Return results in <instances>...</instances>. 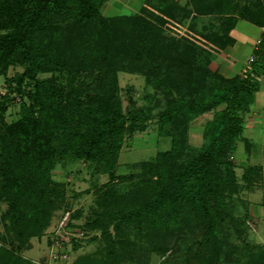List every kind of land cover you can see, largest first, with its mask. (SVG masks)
<instances>
[{"label": "trees", "instance_id": "obj_1", "mask_svg": "<svg viewBox=\"0 0 264 264\" xmlns=\"http://www.w3.org/2000/svg\"><path fill=\"white\" fill-rule=\"evenodd\" d=\"M105 1L0 0V29L10 30L0 37V63L24 66L13 78L15 90L22 96L17 120L7 121L5 111L11 99L9 95L0 97V201L8 204L0 216L4 228L3 233L0 231V240L10 241V247L0 245V264H27L22 250L52 224L54 212L60 208L58 202L63 193L52 195L41 186L37 189L35 174L23 163L30 157L26 150L29 145L38 148L47 144L46 149H51L49 141L58 137L65 155L73 154L76 158L95 162L99 159L109 161L120 151L125 134L135 129L144 130L152 117H155L158 130L171 140L170 149L161 153L170 165H164L163 161L162 165L155 163L160 174L148 199L146 197L126 211L107 212L108 224L88 219L84 222L85 228L101 229V238L111 250L116 249L114 235L119 236L117 232L124 226L127 232L134 223L142 227H147L148 223L151 231L156 230L153 233L159 235V230L164 234L171 226L179 225L183 229L191 222L189 231L201 237L194 239L187 246L188 250L191 251L193 245L211 244L215 250L203 264H235L222 253L224 243L218 230L220 233V225L227 221L236 226L239 220L242 231L246 223L234 214L236 204L234 211L229 213L227 203L234 205L233 194L257 186L251 174H244L245 184L237 180L235 161L229 156L236 150L245 127V115L254 100L257 84L253 78L260 68L264 72V19L254 22L262 28L260 42L253 51L255 60L245 68L243 75L226 77L206 67L202 73L205 77L199 80L200 71L196 70L184 87L170 91L166 86L165 93L170 96L166 97L165 108L161 106L158 112L147 111L143 107H133L136 103L130 96L127 106H123L119 95V70L131 71V67L134 73L146 77L147 84H153L158 66L152 65L151 55L183 54L178 46L164 52L159 43L151 44L153 41L144 31L143 37L138 35L139 27L144 24L140 21L143 20L141 12L147 9L145 6L141 7V12L107 16L101 12V4ZM75 8L80 14V19L74 21L75 27L82 29L91 18L99 25L93 33L91 30L89 40L75 43L71 50L56 51L52 42L56 29L51 19L56 14L63 16L69 11L71 14ZM39 36L44 37L42 42L36 39ZM135 37H139L138 40ZM56 40L59 39L56 37ZM116 43L118 50L114 49ZM119 53L122 56L114 59L111 65L127 64L128 69H108L109 55ZM68 55L73 56L67 58ZM42 71L57 73L54 77L39 79ZM27 79L34 81L33 90L24 88ZM124 90L126 94L134 92L129 87ZM146 97L150 103L156 99L148 89ZM160 105L158 102L157 106ZM221 105L223 107L218 108ZM210 111H214V117L204 126V146L196 154L187 155L191 147L187 125L192 118ZM183 152L185 157L180 159ZM29 160L33 164L34 158ZM255 168L252 171L256 173L261 170ZM80 213L79 210L73 212L71 218H78ZM112 222L114 226L109 229ZM123 223L127 224L122 228ZM155 223L156 228L152 226ZM189 231L185 233L188 235ZM154 246L156 251H164L163 241L155 242ZM260 246L263 247L260 252L244 264H264V246ZM101 255L100 260L90 255L82 257L76 264H121L120 258L111 251ZM184 262L191 264L189 257Z\"/></svg>", "mask_w": 264, "mask_h": 264}, {"label": "rangeland", "instance_id": "obj_2", "mask_svg": "<svg viewBox=\"0 0 264 264\" xmlns=\"http://www.w3.org/2000/svg\"><path fill=\"white\" fill-rule=\"evenodd\" d=\"M112 3H109L110 7L107 6V0L101 4L103 15L135 13L130 8L129 11L123 8L124 12H119L112 7L114 5ZM143 6L147 9L142 12L139 9L143 19L140 22L144 24L139 27L138 35L144 36L148 33L149 39L153 41L151 44L159 43L160 49L164 52H170L178 46L183 55H151L153 58L151 64L154 67L158 66L157 70L155 69L157 77L153 84H147L146 77L141 73H134L135 70L131 67V71L119 70L118 79L121 87L119 95L123 99V106H127L132 98L136 103L133 107H143L147 111L154 109L158 112L161 106L166 107L168 101L166 97L170 96L169 93H165L166 86L170 91L184 87L196 70L200 71L197 78L201 80L205 77L202 73L206 67L210 71L232 77L235 75V68L231 65L235 63L238 68L241 67L239 74L243 75L245 67L252 61L250 56L255 55L252 54L253 47L257 44L259 46L260 27L254 22L264 19V0H144ZM73 10L72 15L69 11L64 12L63 16L56 14L51 19L56 29L55 37L52 38L56 51L66 48L71 50L75 43L89 40L91 30L93 33L99 25L97 20L91 18L86 22V28L75 27L74 21L80 19V14L76 8ZM236 19L238 20L235 24ZM9 31L0 29V37ZM238 37L243 40L242 44L236 43L239 41ZM138 38L135 37V40ZM36 39L42 42L44 37L39 36ZM235 43L239 45L233 49ZM118 48L119 45L116 43L114 49ZM71 56L73 55L66 57ZM120 56H122L120 53L109 55L108 69L110 67L128 69L127 64L112 66L113 60ZM23 70V65L0 63V97L9 95L11 99L5 111V117L10 122L18 119L19 102L22 98L15 90L13 78ZM56 73L42 71L38 78H51ZM253 81L257 84L254 93L256 104H252V108L245 115L242 136L229 158L235 161L237 180L245 184L244 174H251L252 181L257 186L233 194L234 205L228 202L229 207H225L230 213L236 204L234 214L243 218L246 223V226H242V231L239 220L236 224L238 229L227 221L220 225V233L218 230L224 243L221 251L235 264H244L245 260L260 252L263 248L260 245L264 246V72L261 68L256 71ZM33 84V80L27 79L24 88L33 90ZM128 87L134 92L126 94L124 89ZM147 89L156 95L152 103L146 97ZM158 102L161 104L159 107ZM222 107L221 105L218 108ZM213 117L214 111H210L190 120L186 132L191 147L186 151L187 155L192 156L202 149L205 144L204 126ZM148 121L149 125L144 130L135 129L125 134L120 151L109 161L99 159L95 162L87 158H76L73 154L65 155L62 153L58 137V139L53 137L49 141L52 144L51 149H46L47 144L38 148L29 145L26 150L30 152V157L27 156L28 159L23 163L35 174L33 178L37 189L41 186L47 194L63 195L60 196L58 202L60 208L54 212L52 224L42 234L33 237L28 247L22 250L27 264H76L82 257L89 255L100 260L102 253L108 255L110 251L120 258L121 264H185L187 257L191 264H203L207 260L209 254L215 250L213 245H193L191 251L187 249L194 239L201 237H197L199 233L189 231L191 222L184 225L183 229L179 225L171 226L164 234L159 230V235L153 233L156 230L151 231L148 223L147 227L136 226L134 223L127 232L124 231L126 227L124 225L127 223H123L122 226L120 224L122 228L124 226L123 230L121 229L123 234L119 229L117 233L120 235H114L116 249L111 250L110 245L107 247V241L101 238V229L90 226L85 228L84 222L86 220L88 222V219H97L108 224L107 212L116 214L118 211H126L140 204L146 197L148 199L153 193V183H156L160 174L155 163L163 161L164 165H170L161 153L170 149L171 140L158 130L155 117L149 118ZM37 154L41 155L36 156ZM184 157L183 152L180 159ZM32 158L33 164L29 160ZM254 168L261 170L256 173L252 171ZM45 198L43 200L46 203ZM7 205V201H0V216ZM78 210L81 212L80 216L72 219V213ZM2 226L0 222V231L3 233ZM113 226L114 222L109 224V229ZM152 226L156 228L157 223ZM185 231H189L188 235ZM160 240L165 244L164 251L163 249L156 251L154 246L155 242ZM9 242L0 240V245L10 247Z\"/></svg>", "mask_w": 264, "mask_h": 264}, {"label": "crops", "instance_id": "obj_3", "mask_svg": "<svg viewBox=\"0 0 264 264\" xmlns=\"http://www.w3.org/2000/svg\"><path fill=\"white\" fill-rule=\"evenodd\" d=\"M107 2H108V5L107 6H111V4H109V3H111V2H113L112 4H114L112 7H114V8H116V10L117 11H119V12H124L123 11V8H126L127 9V11H129V8L133 11V12H137V11H139V9H141V7L143 6V2H144V0H107ZM116 6V7H115ZM261 31H262V28H260V34H261ZM243 35H244V33H243ZM246 35H244V37H245ZM238 39H239V41L237 40V42L236 43H238L239 42V44H242V42H243V40L241 39V38H239L238 37ZM245 39V38H244ZM260 42V40L258 41V43ZM234 44L232 47H233V49L235 48V47H237L238 45L237 44ZM258 47V44L257 45H255L254 47H253V51H254V49H256ZM252 54H254V53H252ZM254 56V57H253ZM250 57H252L251 59H252V61H251V63L255 60L254 58H255V55H252V56H250ZM246 63H247V61H246ZM245 63V65H247ZM251 63H250V65L248 64L246 67H248V66H251ZM232 66V68H235V75H239V71H240V69H241V67L240 68H238L237 66H236V64L234 63L233 65H231ZM245 67V68H246ZM252 104H256L255 103V99L253 100V103ZM252 106V105H251ZM252 108V107H251Z\"/></svg>", "mask_w": 264, "mask_h": 264}]
</instances>
